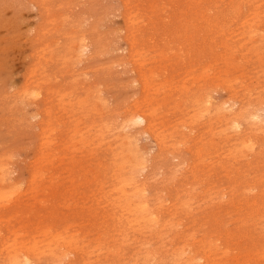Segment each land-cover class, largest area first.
<instances>
[{"label":"rangeland","instance_id":"obj_1","mask_svg":"<svg viewBox=\"0 0 264 264\" xmlns=\"http://www.w3.org/2000/svg\"><path fill=\"white\" fill-rule=\"evenodd\" d=\"M263 121V0H0V264H264Z\"/></svg>","mask_w":264,"mask_h":264},{"label":"bare ground","instance_id":"obj_2","mask_svg":"<svg viewBox=\"0 0 264 264\" xmlns=\"http://www.w3.org/2000/svg\"><path fill=\"white\" fill-rule=\"evenodd\" d=\"M210 1V0H209ZM223 1V0H222ZM230 1V0H229ZM264 1V0H263ZM228 4V3H227ZM214 5V4H213ZM217 6H218V4H217ZM230 6V5H229ZM239 6V5H238ZM244 6V5H243ZM216 7V6H215ZM242 7V6H241ZM237 8V7H236ZM209 9V8H208ZM218 9V8H217ZM216 9V10H217ZM234 9V8H233ZM232 9V10H233ZM244 9V8H243ZM229 10V9H228ZM236 10V9H235ZM210 11H211V9H210ZM239 11H240V9H239ZM244 11V10H243ZM208 12V11H207ZM237 13H238V11H237ZM246 13V12H245ZM253 13H255L254 11H253ZM236 14V13H235ZM234 13H233V16L235 15ZM243 14V13H242ZM241 14V15H242ZM249 14V13H248ZM255 14H257V13H255ZM247 15V14H246ZM262 15V14H261ZM237 16V15H236ZM252 16H253V14H252ZM252 16H250V17H252ZM230 17V16H229ZM255 17V16H254ZM232 18V17H231ZM236 19V18H235ZM235 19H233V20H235ZM239 19V18H238ZM258 19V18H257ZM253 21H255L254 19H253ZM235 22V21H234ZM242 22H244V21H242ZM241 22V23H242ZM247 22V21H246ZM225 23V22H224ZM231 23V22H230ZM238 23V22H237ZM240 23V24H241ZM251 23V22H250ZM252 24V23H251ZM250 24V25H251ZM249 25V26H250ZM226 26H228L227 24H226ZM240 26V25H239ZM249 28V27H248ZM250 29H253V28H250ZM221 30H222V28H221ZM242 30H243V28H242ZM254 31V30H253ZM229 32V31H228ZM251 33H253L252 31H251ZM222 34V33H221ZM226 34V33H225ZM248 35V34H247ZM250 35H253V34H249V36ZM230 36V35H229ZM228 36V37H229ZM248 36V37H249ZM227 37V38H228ZM242 37V36H241ZM250 40V39H249ZM252 40V39H251ZM239 47V46H238ZM133 53H134V51H133ZM207 69V68H206ZM217 76V75H216ZM232 89V88H231ZM235 91V90H234ZM26 92V91H25ZM253 97V96H252ZM262 98V97H261ZM207 103L208 105H209V103H208V101H206V98L204 97V103ZM222 103H223V101H222ZM224 105H226V104H224ZM262 105V104H261ZM223 107H226V106H223ZM235 107H236V105H235ZM231 108V107H230ZM229 108V109H230ZM234 108V107H233ZM246 108H247V106H246ZM250 108V107H249ZM136 109V108H135ZM134 109V110H135ZM217 109V108H216ZM209 110V109H208ZM231 110V109H230ZM229 110V111H230ZM205 111V110H204ZM204 111H203V113H204ZM207 112V111H206ZM205 112V113H206ZM200 113V112H199ZM258 113V112H257ZM201 116V115H200ZM203 116V115H202ZM250 116H251V119L253 120H257V117H258V115H256L255 113H252V114H250ZM121 117V116H120ZM250 119V120H251ZM218 120V119H217ZM132 123H142L141 125H144L145 124V122H146V117H145V114H143V113H140V112H133V115H132ZM264 122V121H263ZM129 123V122H128ZM212 123V122H211ZM151 124V123H150ZM263 124V123H262ZM116 125H118V124H116ZM135 125V124H134ZM140 125V124H139ZM239 125H240V122L239 121H237V120H233V126L234 127H238L239 128ZM241 126V125H240ZM137 127V126H136ZM134 128V127H133ZM237 128V129H238ZM221 129V128H220ZM219 129V130H220ZM263 129V128H262ZM261 130V129H260ZM214 131V130H213ZM262 131H264V130H262ZM146 132V131H145ZM146 134V133H145ZM148 134V133H147ZM231 139V138H230ZM253 139V138H252ZM256 140V139H255ZM248 142V141H247ZM250 142V141H249ZM256 142V141H255ZM260 142V141H259ZM252 143V142H251ZM162 145V144H161ZM164 145V144H163ZM244 145H246L245 143H244ZM252 145V144H251ZM263 145V144H262ZM241 146H243V145H241ZM252 147H253V145H252ZM246 148V147H245ZM253 149V148H252ZM222 153V152H221ZM196 154V153H195ZM197 154H199V153H197ZM196 154V155H197ZM223 157H224V155H222ZM161 159V158H160ZM154 164V163H153ZM197 164V163H196ZM248 165V164H247ZM259 170H261V169H259ZM88 175V174H87ZM89 176V175H88ZM175 178V177H174ZM196 179V178H195ZM194 179V180H195ZM213 181V180H212ZM217 184V183H216ZM220 186V185H219ZM195 187V186H194ZM264 187V186H263ZM262 187V188H263ZM147 188V187H146ZM155 188V187H154ZM193 188V187H192ZM215 188V187H214ZM217 188V187H216ZM137 188H136V186H133L132 188H131V191L133 192V195H137V194H139L140 193V191H138V190H136ZM138 189H140V187H138ZM163 189V188H162ZM148 190V189H147ZM170 190V189H169ZM142 191H144V189L142 190ZM161 191V190H160ZM245 192H246V190H244ZM167 192H168V190H167ZM261 193V192H260ZM162 195H163V193H162ZM167 195V194H166ZM123 196V204H122V206H123V209H128L129 211L130 210H133V211H136V212H138V217H140V218H143L144 217V215L146 214L147 216H149V217H147L146 218V220H154V216L152 215V217L149 215V211H148V208H147V203H146V201L145 200H138L139 202L138 203H136L135 202V200H130L131 198H132V196L131 195H129V196H125V195H122ZM163 197V196H162ZM205 197V196H204ZM210 196H208V198H209ZM214 199V198H213ZM149 200V199H148ZM253 200V199H252ZM168 201V200H167ZM188 202V201H187ZM149 204V203H148ZM165 204V203H164ZM170 204V203H169ZM159 206V205H158ZM164 206V205H163ZM263 207V206H262ZM130 208V209H129ZM257 208V207H256ZM121 210V209H120ZM165 210V209H164ZM123 212H125V211H123ZM122 212V213H123ZM132 212V211H131ZM221 213V212H220ZM120 214V213H119ZM164 214V213H163ZM235 216V215H234ZM231 217V216H230ZM187 218V217H186ZM219 218V217H218ZM156 219V218H155ZM165 219V218H164ZM163 219V220H164ZM217 219V218H216ZM129 220V219H128ZM140 220V219H139ZM156 220H158V219H156ZM155 220V221H156ZM143 221V220H142ZM222 221V220H221ZM151 223V222H150ZM229 223V222H228ZM125 224V223H124ZM129 224H131V223H129ZM128 224V225H129ZM231 224V223H230ZM249 224V223H248ZM196 225V224H195ZM214 225V224H213ZM229 226V225H228ZM224 228V227H223ZM160 229V228H159ZM254 230V229H253ZM118 233V232H117ZM220 237V236H219ZM55 238V237H54ZM53 238V239H54ZM121 238V237H120ZM123 238V237H122ZM56 239V238H55ZM62 239V238H61ZM184 239V238H183ZM34 242H35V240H34ZM48 242V241H47ZM47 242H45V243H47ZM73 242V241H72ZM42 243H44V242H42ZM50 243V241L48 242V244ZM63 243V245H67V242H65L64 243V241L62 242ZM209 243V242H208ZM211 243V242H210ZM233 243V242H232ZM203 244V243H202ZM38 245V244H37ZM34 244H31L30 245V247L29 248H34ZM184 246V245H183ZM23 248V246H18L17 248H15V251L14 252H12V255H11V257H10V263L11 264H17L18 263V261H17V257H16V254H17V251L19 252L20 250V248ZM27 247L28 246H25V249H27ZM217 247V246H216ZM233 248V247H232ZM24 248L22 249V252L23 253H25V251H23V250H25ZM46 249V248H45ZM183 248L181 247V250H182ZM187 249H189V248H187ZM28 250V249H27ZM30 250V249H29ZM172 250V249H171ZM227 250V249H226ZM235 250V249H234ZM136 251H137V249H136ZM179 251V250H178ZM219 251V250H218ZM217 251V252H218ZM35 252V251H34ZM33 252V253H34ZM51 252V251H50ZM185 252V251H184ZM234 252V251H233ZM27 253V252H26ZM41 253V252H40ZM39 253V254H40ZM42 253H43V250H42ZM45 253V252H44ZM178 253V252H177ZM255 253V252H254ZM263 254H264V252H262ZM63 254V253H62ZM191 254V253H190ZM243 254V253H242ZM52 255V254H51ZM183 255V252H182V254H181V256ZM235 255V254H234ZM8 256V255H7ZM26 256V255H25ZM30 256V255H29ZM41 256V255H40ZM146 256H148V254L146 255ZM196 256V255H195ZM219 257H221L220 255H218ZM238 256H240V255H237V257ZM79 257V256H78ZM209 256L207 255V256H202V255H200L199 257H198V259H200L201 261H202V259L204 258L205 259V262L203 263V264H212L211 262L209 263V260L207 259ZM23 258V257H22ZM48 258V257H47ZM180 258V257H179ZM202 258V259H201ZM215 258V257H214ZM31 260H33V259H31ZM195 259H193L192 257H188L187 259H185L183 262H181V264H195V261H194ZM27 260H26V258H25V260H23L22 261V264H25V263H27L26 262ZM46 261V260H45ZM78 261V260H77ZM1 262V261H0ZM39 262V261H38ZM177 262V261H176ZM197 262V261H196ZM200 262V261H199ZM29 263H30V261H29ZM133 263V262H132ZM144 263V262H143ZM201 263V262H200ZM241 263V262H240ZM34 264V263H33ZM70 264V263H69Z\"/></svg>","mask_w":264,"mask_h":264}]
</instances>
